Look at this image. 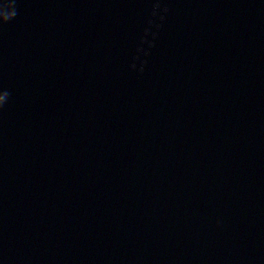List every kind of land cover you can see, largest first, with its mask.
I'll use <instances>...</instances> for the list:
<instances>
[{"label": "water", "instance_id": "obj_1", "mask_svg": "<svg viewBox=\"0 0 264 264\" xmlns=\"http://www.w3.org/2000/svg\"><path fill=\"white\" fill-rule=\"evenodd\" d=\"M0 264H264V0H0Z\"/></svg>", "mask_w": 264, "mask_h": 264}]
</instances>
